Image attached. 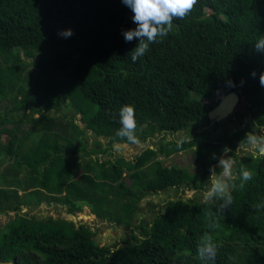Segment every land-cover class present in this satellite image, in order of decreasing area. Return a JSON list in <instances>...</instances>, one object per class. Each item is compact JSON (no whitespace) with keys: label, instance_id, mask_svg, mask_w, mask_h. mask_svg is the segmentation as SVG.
Returning <instances> with one entry per match:
<instances>
[{"label":"trees","instance_id":"obj_1","mask_svg":"<svg viewBox=\"0 0 264 264\" xmlns=\"http://www.w3.org/2000/svg\"><path fill=\"white\" fill-rule=\"evenodd\" d=\"M132 16L121 0H0V139L7 137L0 143V163L13 159L1 178L0 213H16L0 230V264H201L197 246L205 232L217 246L215 264H264L261 156L237 158L238 176L230 180L233 203L222 214L217 211L222 201L179 198L150 224H140L136 242L114 249L100 245L88 225L22 213L41 204L63 205L69 215L89 207L100 219L131 226L144 198L169 188L202 189L223 149L235 156L245 142L244 127L264 126L259 80L264 52L255 49L264 36V0H198L136 62L131 51L138 40L126 42L122 34L136 27ZM68 28L74 30L71 38L58 35ZM29 64L37 69L27 77ZM216 92L238 93L243 110L231 118L238 125L232 133L208 140L224 127L208 116L218 105ZM67 99L88 129L112 144L129 143L116 136L124 105L135 108L139 141L156 132L194 134L148 148L135 160L119 157L108 165L91 157L80 163L71 157L78 148L65 150L60 142L84 134L75 121H66L68 115H60ZM206 121L214 122L212 128L199 131ZM30 137L33 145L27 147ZM187 149H193L199 172L157 159ZM242 168L252 173L251 180L242 181ZM213 222L217 226L209 227ZM184 250L190 255H177Z\"/></svg>","mask_w":264,"mask_h":264},{"label":"rangeland","instance_id":"obj_2","mask_svg":"<svg viewBox=\"0 0 264 264\" xmlns=\"http://www.w3.org/2000/svg\"><path fill=\"white\" fill-rule=\"evenodd\" d=\"M22 57L26 56L22 53ZM33 59L27 58V62H31ZM36 67L34 65L28 66V69L24 71V74L27 77H30V71L35 70ZM226 94L225 92H216L215 98L220 102L223 95ZM213 99V100H214ZM4 101V102H3ZM3 106H10L12 105V102L10 100H3ZM204 102L206 104H210V99H204ZM218 102V103H219ZM238 103L233 113L226 119L221 121V125L224 127L222 129H217L208 140H217V137H221L224 135H227L228 133H232L235 129V127H238L233 121H231V118L234 116L235 112L242 111L243 110V104ZM60 115L66 114V121L71 122L72 120L75 121L77 124L81 126V128L84 130V134L81 135V133L78 135L79 138L71 140V142H68L65 138L61 137L60 142L62 143V146L65 150H70L71 148H78V154L72 155L71 157L75 160H77L80 163H83V161L90 159L91 157L99 158L101 161L108 162V165L111 162H115L117 158L123 157L127 161L135 160L136 156L141 154L143 151H145L148 148H155L156 146H159L161 144L165 145L167 143H172L174 141L181 142L182 140H190L193 133H190L187 130H182L176 133H159L156 132L154 136H149L145 140H140L137 144H131V143H110L109 137L105 136H97L93 133L92 130L88 129L87 121L83 118V115L81 113L76 114L75 108L71 105L70 100L67 99L59 108H58ZM36 117H39V113L35 114ZM213 121V120H211ZM29 123V122H28ZM214 122H211L209 125L208 122H205V126L200 128L199 131H207L212 128ZM10 126V125H9ZM26 126H30L29 124H26ZM244 129L246 130V135H254L257 138H264V136L257 135L256 131H264V126H248V128L245 126ZM62 132V131H61ZM60 134V133H59ZM58 134V135H59ZM42 134L39 133L34 138L38 141L40 139V136ZM2 139H0V143L4 145L6 142L7 137L5 135L1 136ZM32 137H30L27 141V147H30L33 145V141L30 140ZM79 139H82L83 142H79ZM35 141V140H34ZM100 143L101 145H99ZM114 145L118 147H114ZM172 148V146H170ZM95 153L92 155L90 154V151ZM99 149L107 150L106 152H101ZM245 149V150H243ZM98 150V151H97ZM252 151H256L250 144L242 143L237 149H236V155L230 156L232 162H233V168H232V178H236L238 175L236 174V166L238 164V159H243L247 157ZM229 153H227L228 155ZM223 155H225L223 153ZM250 155V156H251ZM257 155V154H256ZM255 156V155H254ZM5 155L2 156L4 159ZM1 158V159H2ZM159 160L162 161V164L167 167L177 166L184 169H187L188 171L195 173L199 172L200 170V164L198 163L196 157L194 156L193 149H187L182 150L179 152H174L171 155L167 156L164 154H161L158 156ZM8 160V163L12 162ZM111 161V162H109ZM219 164V163H218ZM218 164L214 165L217 166ZM218 169V167H217ZM218 171V170H217ZM124 180L127 183H131V177H130V171L128 169H124ZM230 179V180H231ZM229 180V184H230ZM209 178L206 180V184L202 189H195L190 187H184L182 189L177 188H169L166 191H162L159 193L151 194L144 198L140 202L139 209L136 213V216L134 218V222L131 226H128L126 224L117 225L116 223L109 222L107 220H103L98 218L96 215H94L89 207H85L82 211L69 215L65 209L64 206H56V204H41L39 206H33L31 207H24L22 213H28L30 215L36 216L39 219H46L49 216H53L54 218H57L59 216L64 217L66 219L72 220L76 226H80L81 224L88 225L94 232H95V239L100 245L108 246L112 249L123 246L126 241L130 242H136V238L134 236L142 237V227L140 224L142 222H145L146 224H150L155 217L157 213L160 211H163L166 206L174 200L177 199H184V200H190V199H203V193L208 189L209 187ZM231 185V184H230ZM232 187V185H231ZM231 189V188H230ZM15 212H12L11 215L9 214L10 218H5L3 216L0 217V229L5 228L6 224L15 217Z\"/></svg>","mask_w":264,"mask_h":264},{"label":"clouds","instance_id":"obj_3","mask_svg":"<svg viewBox=\"0 0 264 264\" xmlns=\"http://www.w3.org/2000/svg\"><path fill=\"white\" fill-rule=\"evenodd\" d=\"M121 2L130 8L133 16V23L136 25L134 29L124 31L122 34L126 42L138 40L136 47L131 51V59L136 62L143 57L149 50L150 44L156 43L157 38L165 37L173 28L174 19H184L194 9L198 0H121ZM64 39L71 38L74 35L72 28L64 29L58 33ZM255 49L264 52V36H261L255 43ZM255 76V73H253ZM261 86H264V73L259 77ZM119 123L121 127L116 132V136L121 140H126L131 144L139 143L136 131L137 121L135 117V108L133 105H124L119 112ZM245 141L248 142L256 151L253 155H264V138H257L254 135H247ZM114 147H118L114 145ZM225 155L220 156L219 164L209 169V187L203 193L205 202L222 201L218 205L217 211L222 212L230 207L233 203L229 180L232 178L233 162L227 153L231 149L227 146L223 149ZM214 158H216L214 156ZM217 167L219 171H217ZM241 179L247 182L252 179V173L245 169H241ZM243 183L241 187H243ZM259 207V205L257 206ZM209 218L212 213L209 212ZM217 226L215 222L210 223L209 227ZM217 254V246L213 242V237L205 232L200 238L197 246V256L201 264H215ZM178 256H188V250L183 253H177Z\"/></svg>","mask_w":264,"mask_h":264},{"label":"water","instance_id":"obj_4","mask_svg":"<svg viewBox=\"0 0 264 264\" xmlns=\"http://www.w3.org/2000/svg\"><path fill=\"white\" fill-rule=\"evenodd\" d=\"M240 100V95L236 92L224 94L218 105L209 112V119L220 122L228 118L233 113Z\"/></svg>","mask_w":264,"mask_h":264},{"label":"crops","instance_id":"obj_5","mask_svg":"<svg viewBox=\"0 0 264 264\" xmlns=\"http://www.w3.org/2000/svg\"><path fill=\"white\" fill-rule=\"evenodd\" d=\"M9 161H11V159H9ZM1 163H3V162H1ZM0 163V184L2 185L3 183H2V181H1V178L3 177V170H4V168H5V166H7V165H9L10 163H3V164H1ZM24 192L23 191H20V194H23ZM56 206H61V205H59V204H56ZM9 214L11 215V212H8V214L7 213H0V217L1 216H3L4 217V219L5 218H10V216H9ZM1 230V229H0Z\"/></svg>","mask_w":264,"mask_h":264},{"label":"flooded vegetation","instance_id":"obj_6","mask_svg":"<svg viewBox=\"0 0 264 264\" xmlns=\"http://www.w3.org/2000/svg\"><path fill=\"white\" fill-rule=\"evenodd\" d=\"M256 134L257 135H261V136H264V131H256ZM247 137V136H246ZM245 143H247V141H245ZM243 150H245V149H243ZM246 151V150H245ZM249 155L248 156H250L251 154H252V151L250 152V153H248ZM258 156H261V157H264V155H259V154H257V155H255V157H258Z\"/></svg>","mask_w":264,"mask_h":264}]
</instances>
